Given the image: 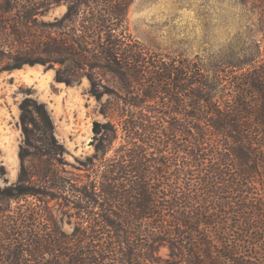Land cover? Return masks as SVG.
Segmentation results:
<instances>
[{
	"label": "trees",
	"instance_id": "16d2710c",
	"mask_svg": "<svg viewBox=\"0 0 264 264\" xmlns=\"http://www.w3.org/2000/svg\"><path fill=\"white\" fill-rule=\"evenodd\" d=\"M132 2L0 0V76L43 65L67 86L87 78L126 134L119 160L106 157L118 137L102 138L85 173L67 178L47 105L20 103L18 178L0 185V264H264V69L214 84L180 68L131 35ZM179 114L189 122H172ZM178 134L187 161L145 158L140 143L157 152L169 145L160 135Z\"/></svg>",
	"mask_w": 264,
	"mask_h": 264
},
{
	"label": "rangeland",
	"instance_id": "374dc122",
	"mask_svg": "<svg viewBox=\"0 0 264 264\" xmlns=\"http://www.w3.org/2000/svg\"><path fill=\"white\" fill-rule=\"evenodd\" d=\"M66 10L64 4L56 6L43 21L53 22ZM127 18L131 35L146 47L161 53L167 60L180 62V68L194 65L214 84V79L221 78L220 82L226 84L231 80L230 76L244 77L254 69H264V0H133ZM250 60L249 65L239 66ZM55 75L53 68L26 65L0 76L1 186L14 183L18 178V153L23 142L19 105L27 97L47 105L56 126V136L67 150L63 172L67 178H77L85 173L80 169L82 162H87V158L96 152L102 138L118 137L107 153L109 159L119 160L125 150V132L117 129L114 120L100 112L101 104L89 92V80L84 78L79 84L67 86L56 82ZM214 94L219 95V92L215 90ZM185 95L176 96L183 99L184 105ZM160 98L162 100L163 96ZM107 100L106 96L102 102ZM185 109L186 114L193 110L186 106ZM170 117L172 122H189L186 118L183 121L180 114ZM95 124H98L96 128ZM103 125L109 126L108 132L98 134V128ZM160 138L169 145L157 146V152L140 143L147 151V160L178 158L187 161L186 153L178 152L188 145L187 136L178 134L167 138L160 135ZM252 187V196L262 193L259 184ZM68 219L65 218L61 225L70 233L72 225ZM167 252L163 249L161 253L166 255Z\"/></svg>",
	"mask_w": 264,
	"mask_h": 264
},
{
	"label": "water",
	"instance_id": "95a60500",
	"mask_svg": "<svg viewBox=\"0 0 264 264\" xmlns=\"http://www.w3.org/2000/svg\"><path fill=\"white\" fill-rule=\"evenodd\" d=\"M97 125H98V124H95V127H94V128H96V127H97Z\"/></svg>",
	"mask_w": 264,
	"mask_h": 264
}]
</instances>
